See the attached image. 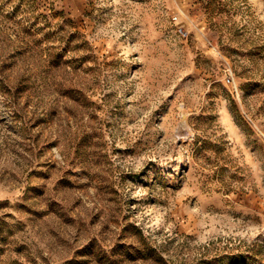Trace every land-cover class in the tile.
<instances>
[{
  "label": "rangeland",
  "instance_id": "rangeland-1",
  "mask_svg": "<svg viewBox=\"0 0 264 264\" xmlns=\"http://www.w3.org/2000/svg\"><path fill=\"white\" fill-rule=\"evenodd\" d=\"M0 264H264V0H0Z\"/></svg>",
  "mask_w": 264,
  "mask_h": 264
},
{
  "label": "built area",
  "instance_id": "built-area-1",
  "mask_svg": "<svg viewBox=\"0 0 264 264\" xmlns=\"http://www.w3.org/2000/svg\"><path fill=\"white\" fill-rule=\"evenodd\" d=\"M180 32L184 33V28H180ZM230 78V77H229Z\"/></svg>",
  "mask_w": 264,
  "mask_h": 264
}]
</instances>
